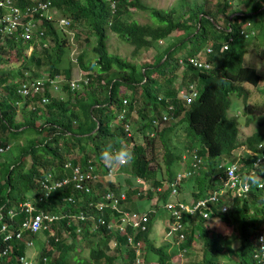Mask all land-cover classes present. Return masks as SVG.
Segmentation results:
<instances>
[{
	"label": "trees",
	"instance_id": "16d2710c",
	"mask_svg": "<svg viewBox=\"0 0 264 264\" xmlns=\"http://www.w3.org/2000/svg\"><path fill=\"white\" fill-rule=\"evenodd\" d=\"M14 1L21 5L25 1L32 2ZM113 1L115 8L112 12L106 0H51L54 8L69 17L71 30H75L84 21L95 36L96 44L91 47L93 58L86 64L85 52L79 53L81 70L88 78L86 84L81 83L82 91L72 89L71 72L68 70H65V82H51L61 76V73L64 74L58 69V65L67 57L71 45L70 36L66 31L58 29L52 21L44 19L43 34L39 35L30 53L28 47L33 41L24 40L21 34L3 35L0 31V129L6 132L0 135L5 138H0V146L9 144L12 152L9 159H0V213L8 222V210L15 209L17 215L13 222L19 225L25 218V214L19 210V203L31 200L37 211L72 216L71 222L70 218L59 219L44 230L48 232L49 244L46 251L42 249L40 256L50 259L53 251H59L58 258L53 260L54 264H90L71 263L69 255L65 253L68 245L59 237L67 233L76 236L78 227H82L84 239L89 232L93 236L101 235V247L97 244L90 252V261L93 264H115L119 258H122L125 264H134L135 250L128 242V236L133 237V243L143 242V248L146 247L147 252L145 258H148V253H153L157 264H171L172 258L177 254L185 257L198 240L202 244V255L193 264H225L217 262V257L230 258L238 264H258L257 260H253V254L260 251V228L264 224V189L251 190L240 205L239 200H235L234 206H231L227 213L210 214L216 215L221 221L228 222L230 219L231 222L239 224L241 237L235 247L230 244L233 236L217 234L204 224L207 218L198 214L183 213L182 219L188 226L176 233L180 241L171 245L169 251L168 244L155 247L149 238L152 218L159 207L155 204V210L148 212V226L145 231L136 232L127 227L126 233L119 234L107 229L109 211L104 213L105 225L96 230L92 228L91 231V222H81L73 218L74 214H84V211L90 209L88 202L96 200L94 193L80 192L73 189L70 183L55 187L57 189L45 195L52 189L45 185L50 186L52 181H60L71 175L69 170L64 169V163L71 154L78 152L77 160H80L83 166L89 159L92 163L99 162L102 166L101 152L110 144L114 147L126 145L135 154L132 164L119 169L120 173L126 170L130 174L129 177L121 175L119 184L133 187L136 177L151 181L154 189L161 187L160 192H155L159 194L157 199L162 203L168 200L170 191L163 182H171L178 171L189 168L186 171L191 173L198 169L197 167L205 168L194 173L191 178L182 179L192 180L197 188V192L192 195L198 199L214 189L218 174L223 173L217 167L220 158L231 155L240 144L245 143L248 157L240 155V164L251 166L264 152V146L259 147L264 141V133L256 131L242 141L238 140L237 117L227 114L231 94L246 97L243 84L257 86L264 82V76L258 69L243 65V57L248 50L259 47L260 42L250 43V38L253 36L259 39L264 34V0H215L211 8H197L196 5V9L192 10L185 20L174 17L173 9L157 10L146 6L142 0ZM232 1L233 4L240 2L243 8L230 11ZM130 10L147 12L149 17L155 18L160 24H137L128 18ZM231 15L233 16L230 18ZM108 30L133 47V56H137L138 51L153 47L174 31L175 40L159 51L160 53L157 52L159 55L156 53L151 65L139 68L118 55L108 53ZM189 58L210 65V69L191 66L188 63ZM13 60L17 64L13 65ZM40 69L48 71L49 77L44 80L40 94L28 97L20 95L17 88L21 82L27 81L25 73H28V77L39 76ZM178 71H184L180 79L182 84L187 85L182 88L187 91L186 95H191L189 91L192 86L189 87V83L197 88L198 84L201 87L190 102L178 96L180 89H176V85L173 86V82L178 78ZM59 87L61 91L67 92L66 97H56L52 94ZM86 87L87 91H84ZM43 96L49 98L44 104L41 103ZM18 103L30 104L32 108L27 109ZM18 109L22 111L21 118H17ZM161 111L167 113V121L171 123L173 117L179 116L182 119L180 126L176 122L171 126H160L164 114H160ZM43 117L44 120L37 123ZM152 118L159 122L152 123ZM132 119L136 120L133 122ZM129 121L131 126L133 124L132 133L126 129ZM185 127L203 144L208 157L207 163L203 161L198 149H194L195 158L183 161L182 153H190L191 148L195 147L194 140L186 138ZM181 130H184V136L176 135L180 143L177 144L179 151L175 153L173 145L169 144L170 138L165 134L172 131L174 137V134ZM21 135H27L24 142H17L13 146L9 143ZM141 136L145 139L139 138ZM156 137L164 147L160 168H157L160 170L159 178L156 168L153 170L149 166L145 154L146 147L152 144ZM27 152L31 153L32 161L26 169L18 156ZM14 158L18 159L12 164L11 159ZM244 159L248 161L244 162ZM175 167L178 169L175 170ZM241 172L249 173L244 167ZM48 176H51L49 180ZM137 189L143 190L142 187ZM127 191L129 199L136 193V190ZM149 194L151 195L150 192ZM68 197L75 200L70 201ZM222 201L220 199V203ZM251 207L255 208V214L248 213ZM183 232L185 239L179 237ZM112 239H116L114 255L108 253L109 241ZM11 243L14 248L12 258L1 259L0 264H16L13 258L24 256V243L17 239L3 242L0 238L1 248ZM184 264L189 263L185 260Z\"/></svg>",
	"mask_w": 264,
	"mask_h": 264
},
{
	"label": "rangeland",
	"instance_id": "374dc122",
	"mask_svg": "<svg viewBox=\"0 0 264 264\" xmlns=\"http://www.w3.org/2000/svg\"><path fill=\"white\" fill-rule=\"evenodd\" d=\"M143 3L148 7L156 8L157 10H174L173 16L174 17H181L185 18L187 15L193 10L197 8H207L208 2H209V8H211V5L215 4V0H142ZM234 1H232L231 4H233ZM243 8V5L240 2H237L233 4V6L230 8V11L236 10L238 8ZM250 7V5L248 6ZM193 8V9H192ZM229 11V12H230ZM128 18L129 20H133V22H136L137 24H150V25H159L160 22L157 21L153 17H149L147 12L139 11V10H130L128 12ZM75 34H71L70 37L73 40H71L69 45V50L67 52V57L64 58L63 63L58 65V69L60 71H63L59 76L55 78L56 82L63 83V78H65V70H68L71 72V84L73 81L81 80L84 84L88 81V78L85 77L83 71L81 70L80 65L78 62L73 61L77 56H79V53L82 51L85 52V59L84 62L87 64L92 58H93V51H91V47L96 44L95 36L92 35L91 29L88 25L85 24L83 21L80 25L76 27V29L73 31ZM251 42H260L258 48H250L246 55L243 57V65L244 66H250L255 67L258 69V71L264 76V34L261 35L259 39H256L255 37H251ZM175 40V31L171 33L167 38L160 40L159 42L155 43L153 48L144 49L141 51L146 52L144 56L138 57L140 51H138L137 56L132 55V49L133 47L124 39H121L118 37L117 34L113 33L112 31L108 30V37H107V48L108 53H111V55H118L120 58H123L129 63H134L139 68H141L144 65H151L153 63L154 57H156L157 52H161L164 48H166L168 45L173 43ZM79 41V43L77 42ZM156 48L159 49L156 51ZM159 52V53H160ZM157 53V55H159ZM149 55H154L153 57H149ZM73 59V60H72ZM17 64L13 60V65ZM40 75L39 76H45V74L48 73V71H44V69H40ZM92 75L95 76V73L92 72ZM178 75V74H177ZM179 76V75H178ZM176 85V89H182L183 87H187V85L182 84V81L177 78L173 82V86ZM81 84L79 86H75L72 89L82 91L83 89L80 88ZM200 85L198 84V88L196 85H193L192 89L195 93H198L200 91ZM243 88L246 92V97L244 96H238L237 94H231L230 95V105L227 109V114L231 115L234 114L237 117V135L238 140L242 141L247 135L259 131L264 133V82L260 83L257 86H252L248 84H243ZM84 91H87V87L84 89ZM54 96L57 97L61 96V98L66 97L68 94L67 92L61 91L60 87L57 91L52 92ZM83 94H79V96H82ZM74 97L75 94H72ZM49 100V98H48ZM18 105H23L25 108H32L30 104L27 103H18ZM42 106V105H39ZM138 107V106H137ZM165 113V111H161L160 114ZM136 115V113H135ZM22 111L21 109H18L17 111V118H21ZM135 117V116H134ZM44 120V117L39 119L37 123H41ZM133 122L136 119H132ZM182 119L178 117L174 118V121L176 123H179ZM128 125L129 132L132 133L133 131V124L131 126L130 121L126 124ZM186 138L188 140L193 141L194 148H191L192 151L190 153H185V160H188L190 157L192 158L194 152V149H198L200 151L201 156L203 158V161L207 163V154L205 152L204 146L201 143V141L198 139V137H194V134L189 131L187 127ZM3 130L0 129V135L6 134L5 131L1 132ZM172 132H166L165 136L171 135ZM150 135V133H149ZM176 135L179 137L184 136V130H181L179 132H176L174 134V137H170L169 144H172L173 151L175 153H178L179 149L177 147V144L180 143L179 138H176ZM1 139H4V137H0ZM144 138V137H139ZM27 139V135L23 136L21 135L16 140H11L9 143L13 146L15 143L24 142ZM35 139H38V136L35 137ZM145 139V138H144ZM142 141V140H141ZM173 141L175 143H173ZM184 144V142H183ZM1 147V146H0ZM163 145L159 138H155L154 142L152 144H149L148 147L145 149L146 158L149 160V166L153 168V170L156 168L157 172H159L162 155H163ZM1 152V151H0ZM0 159H9L12 156V152H1ZM235 155V154H233ZM231 155V156H233ZM74 156H77L74 155ZM18 157H20V161L23 163V165L26 166V169L29 168L31 164V153L27 152L25 154H21ZM18 159V158H17ZM16 158L11 159V163L14 164L17 161ZM223 163L225 165L232 162V159L230 157L222 159ZM102 166L99 162L93 163L91 168H97L100 174L97 175V183L95 185V192L100 194L104 189V186L101 185V188L99 186V182H110L111 189H116L119 187V181L121 180V173L118 171H113L111 169H107L104 162H101ZM101 167H104L105 169L102 170ZM179 165V169H180ZM198 169H195L194 173H197L198 171L204 170L203 167H197ZM175 170L178 169V167L174 168ZM182 169L181 171L187 170ZM200 169V170H199ZM125 177H128V174L124 172L123 174ZM159 175V173H157ZM51 178V176H48V180ZM67 184H72L73 189H77L75 186V183L72 180L71 175L64 178ZM58 181H52L51 184H54ZM147 184H149L148 190H141L138 194H134L130 199L125 200L124 206L127 209L139 211V212H149L151 209L155 210L154 204L159 206L157 207V213L152 218L151 222V231L149 233V238L154 243L155 247H160V245H166L168 244L169 247L167 251L170 250L171 245L176 244L175 241L177 238H173L174 232L168 234V231L170 229V225H168V217L169 212L168 210L162 205V201L157 199V194L151 185V181H147ZM196 191L195 184L192 183V180H184L179 188V198H183L185 201H190L192 198V192ZM151 193V195L149 194ZM175 199L174 197H170L169 200ZM228 222L225 221H216L215 215L211 217L208 221H205V225L209 227L211 230H213L215 233L220 234L222 236L225 235H231L234 238L231 239L230 244L231 247H235L236 244H238L241 234H240V226L238 223L231 222L230 219H228ZM212 222H215L214 224ZM9 223L11 224V229H17L16 222H13V219L9 220ZM188 226V224L185 225V228ZM84 234L80 235L77 233L76 236H72L71 234L67 233L63 236H59L61 240L65 241L68 245V248L65 249V253L69 255V260L71 263H85L90 261V252L93 248L96 247L97 244L102 245L103 240L101 238V235L93 236L89 232V235L86 239H83L82 236ZM2 235H0V238ZM48 238V232L40 230L36 234L32 235L30 237L32 241V247L26 249L24 257L26 260H31L34 263H36L38 260H41L43 257L40 256V253L42 249L45 251L48 249L49 241ZM16 238H13L12 240H15ZM11 241V240H10ZM142 244V249H141ZM109 247L113 249V242L112 240L109 243ZM140 255L137 256V253L135 252L136 258L134 264H157L156 258L154 257L153 253H148V258L146 259L145 256L147 255L146 247L143 248V242H140ZM5 247H0V260L4 259L2 258V251ZM108 253L110 255H114V250H109ZM124 255V253H122ZM202 255V244L200 243V240H198V243L195 245V247L192 249V251L185 255V257L180 256V254H177V256H174L171 260V264H184L185 260L188 261L189 264H193L194 262H197ZM52 256L54 258L51 259H57L59 256V251L54 252ZM11 256L5 257L6 259ZM12 258V257H11ZM217 262L219 263H225V264H238L235 260L226 258V257H217ZM115 264H125L122 258H119V260L116 261Z\"/></svg>",
	"mask_w": 264,
	"mask_h": 264
},
{
	"label": "built area",
	"instance_id": "2783aa9c",
	"mask_svg": "<svg viewBox=\"0 0 264 264\" xmlns=\"http://www.w3.org/2000/svg\"><path fill=\"white\" fill-rule=\"evenodd\" d=\"M106 1L109 2L110 8L113 12V9L115 8V2L113 0ZM44 19L52 21L53 24H55L58 28L66 31L69 36L71 34H73L74 36V30L70 29L71 20L66 16L58 17L51 0H32V2L30 3L25 1V3L22 5L14 0H0V31L2 32V34L8 35L21 34L24 40L33 41L32 45H30L29 47V53L34 48V43L38 41L39 35L43 34L42 24ZM71 40L73 39L70 38V41ZM45 44L46 43H44L43 45L45 46ZM73 61H77V58ZM188 63L198 69H210V65L199 63L195 58H189ZM25 75L27 81L21 82L19 84L17 92L24 97H28V95L32 94H40L44 86V80L49 78L48 74H45V76L32 77H28V73H25ZM51 82L56 83L55 79H52ZM79 84L80 80L73 81L72 87L74 88L77 85L79 86ZM185 91V89L178 90V96L185 99L186 102H190L193 98L196 97L197 93L194 92L192 87H190L189 91L191 95H186ZM47 101L48 98L46 96H43L41 98L42 104L46 103ZM167 118L168 116L165 112L162 115V120H166ZM151 122L157 123L159 121H157L156 118H152ZM127 128L128 125H126V129ZM262 146L263 143H260L259 147ZM9 147V144L7 146H1L0 151H6V149H9ZM192 158H195V154H193ZM262 160H264L263 154L255 163V165H258ZM91 161L92 160L89 159L85 166L82 165V162L73 164L72 161H68L64 166L65 169H70L72 171V180L75 183L76 188L81 192L90 193L91 185L97 181V175L100 174L97 168H91V165L93 164ZM191 173L187 171H178L175 175V178L168 183L169 187L171 188L170 194L175 198L173 200L167 201L164 204V207L170 212L171 216L170 233L179 231L183 227V213L192 214L196 210L203 212V209L209 208L208 204L210 202H217L219 196L227 194L231 197H244L249 189L247 178L242 179L244 174L240 171L239 167L234 163L228 164V166H223V173L217 176L220 183L218 188L214 190L213 193L204 198L198 200L191 199L187 202L184 199L179 198L178 195L180 185L183 182L182 179L186 176H189ZM136 182L140 183L142 182V180L138 179L136 180ZM64 185H67V183L65 179H61L60 181L55 182L50 186L45 185V187L58 188ZM157 190H160V188H157ZM124 199V193H120L119 195H117L111 189L107 188L102 193L100 199L95 202V204L93 202H89V204L95 207L97 212L99 213L97 216H89L90 213L84 212V214H74L73 218L81 222H87L92 219V222L95 225L94 227L96 228L98 225L104 224L103 212L105 210H109L111 212H118V215L115 216V219L107 225L109 230L118 232L120 234L126 233L127 227H130L134 231L146 230L148 221L147 213L121 209L119 203ZM69 200H72V198L69 197ZM91 206H89L90 209H92ZM224 209L225 208H222V210ZM19 210L25 214V218L21 221V223H19L17 229L15 230L11 229L12 226L9 221H5L3 214L0 213V235L3 236H1L3 242H9L13 238H16L17 240H20L22 243H24L27 248H31L32 241L30 237L36 234L38 231L46 230L50 226V224L59 219L70 218L69 222L72 221V216H68V214L58 215L42 210L37 211L31 200H25L19 203ZM16 215L17 211L15 209L8 210L9 219H13L14 217H16ZM203 215L206 216V212H203ZM77 232L78 234L82 235V227H78ZM179 237L182 238V234ZM261 240L263 241V237H261ZM128 242L131 244L133 243V239L131 236L128 237ZM113 245H116V241H113ZM139 245V242H136L134 244L137 255L139 254ZM13 250L14 248L12 243L5 245V248H3L2 251V258L11 256ZM255 258L260 264H263L264 243L262 244V254L256 255ZM13 260H15L16 264H50L49 260L46 257H43L36 263L31 260H26L24 256L15 257L13 258Z\"/></svg>",
	"mask_w": 264,
	"mask_h": 264
},
{
	"label": "clouds",
	"instance_id": "9594fccd",
	"mask_svg": "<svg viewBox=\"0 0 264 264\" xmlns=\"http://www.w3.org/2000/svg\"><path fill=\"white\" fill-rule=\"evenodd\" d=\"M54 7V6H53ZM55 10H56V15L59 17V16H66V15H64L63 13H60V11L57 9V8H55ZM67 17V16H66ZM69 18V17H68ZM55 25V24H54ZM56 26V25H55ZM57 27V26H56ZM58 28V27H57ZM58 29H60V28H58ZM61 30V29H60ZM3 35H6V34H3ZM69 35V34H68ZM30 47V46H29ZM29 47H28V52H29ZM33 50V49H32ZM31 50V51H32ZM77 58V61L76 62H78V64L80 65V62H79V56H77L76 57ZM75 58V59H76ZM73 60V59H72ZM82 83V81L80 80V84ZM86 84V83H85ZM168 116V115H167ZM178 117V116H177ZM174 118H176V117H173L172 118V123L171 122H168L167 120H168V118L166 119V120H162V122H160L159 124H160V126H162V125H169V126H171L175 121H174ZM179 126H180V122L179 123H177ZM172 132V131H171ZM168 137L170 138V137H172V134L171 135H168ZM261 143H263V146H264V141H262ZM262 146V147H263ZM261 148V147H260ZM6 151H8V149H6ZM6 151H3V152H6ZM76 154H78V152H76V153H74V154H71L70 156H69V158H68V160L64 163V166H65V164L68 162V161H72L73 162V164H77V163H79V162H81L80 160H77L78 159V156H74V155H76ZM233 154H235V155H233ZM263 154V153H262ZM261 154V155H262ZM231 155H233V156H231ZM231 155H229V156H224V157H222V158H220V160H219V162H217V167H219L220 169H221V172H223V166H228V164L227 165H225L224 163H223V161H222V159H224V158H227V157H230L231 159H232V162L231 163H229V164H236L238 167H239V169H240V171H241V169L244 167L245 168V170H247L249 173L248 174H245V173H243L244 174V176H243V178L242 179H245V178H247V183H248V185H249V189H248V191L246 192V195L244 196V197H236V196H234V197H231V196H229V195H227V194H224V195H221V196H219V198H218V201L217 202H210L209 204H208V206H209V208H206V209H203V212H206V216H204L203 215V212H200L199 210H196L195 212H193L192 214H190V213H187V214H189V215H194V214H198V215H200L202 218H207L206 219V221H208L211 217H213V216H211L210 214L212 213V212H215V213H227L228 211H229V209H230V207L231 206H234V201L235 200H239V205L241 204V203H243V201H244V199L250 194V192H251V190H253V189H264V160H262L258 165H255V163L258 161V159L261 157V155L258 157V159L256 160V161H253L252 162V164H251V166H246V165H244V166H241V164H240V162H241V160L239 159V156L240 155H242V156H244V157H248V152H247V149H246V145H245V143L244 144H240V146L238 147V149H236V151L234 152V153H232ZM184 156V157H183ZM134 158H135V154H134V152L130 149V148H128L126 145H123V144H121L119 147H114L113 145H108L102 152H101V160L104 162V164H105V166L106 167H108L109 169H111V170H113V171H119L120 172V170L119 169H121V168H124V167H127V166H129L130 164H132L133 163V161H134ZM182 158H183V161H186L185 160V155H184V153H182ZM191 158V157H190ZM91 160V159H90ZM74 161H78L77 163H74ZM248 160H246V159H244V162H247ZM92 162V161H91ZM220 164V165H219ZM196 166H198V165H196ZM65 169V168H64ZM66 171L67 170H69L70 171V173L72 172L70 169H65ZM188 170V169H187ZM186 170H184V171H180V172H185ZM124 172H126L127 174H128V177L130 176V174L126 171V170H124L122 173H121V175H123L124 174ZM157 173H159V175H157V178H159L160 177V170H159V172H157ZM193 174H194V170L192 171V173L189 175V176H186V177H184V179H187V178H191L192 176H193ZM222 173H220V174H218V175H221ZM124 176V175H123ZM174 178H175V176H174ZM173 178V179H174ZM138 179H141V178H139V177H136L135 178V185L133 186V187H129V186H123V185H121V184H119V187L118 188H116V189H111V187H110V182H99V186H100V188H101V185H103L104 186V189H102L103 191L100 193V194H98V193H96L95 192V185H96V183L97 182H94L92 185H91V192L90 193H94L95 195H96V200L93 202L94 204H95V202L96 201H98L99 199H100V197H101V195H102V193L105 191V189H107V188H109V189H111L115 194H117V195H119L120 193H124V195H125V199L123 200V201H120V203H119V206L121 207V209H124V210H130V209H127V208H125V206L123 205L124 204V202H125V200H128L129 198H128V195H127V190H131L132 192H134V190H136V193L135 194H138L139 192H140V190H138L137 188L138 187H142L143 188V190L145 189V190H147V187H149V184H147V181L146 180H142V182H140V183H137L136 182V180H138ZM172 179V180H173ZM182 181H184V180H182ZM146 183V184H145ZM166 184L168 187H169V185H168V181L167 180H165L164 182H163V184ZM219 181H218V178H217V181H216V183H215V186H214V189L213 190H211V191H209V192H207V194L204 196V197H206V196H208V195H210L211 193H213L214 192V190H216L217 188H218V186H219ZM147 186V187H146ZM196 187V186H195ZM154 188V187H153ZM157 188H160V190H161V187H157ZM157 188L156 189H154L155 191H157V192H160V190H157ZM55 189H57V188H52L51 190H49V191H47L46 193H45V195H47V194H50L52 191H54ZM169 189H170V191H169V197H168V200L167 201H170L169 200V198L170 197H174V196H171V194H170V192H171V188L169 187ZM78 190V189H77ZM80 191V190H79ZM81 192V191H80ZM197 192V188H196V191H195V193ZM83 193H85V192H83ZM90 193H85V194H90ZM192 194H193V192H192ZM133 196V195H132ZM131 196V197H132ZM130 197V198H131ZM204 197H199L198 199H201V198H204ZM72 198V200H70V201H73V200H75L73 197H71ZM128 198V199H127ZM68 200H69V197L67 198ZM183 199V198H182ZM191 199H195L194 198V196L192 195V198ZM198 199H195V200H198ZM220 199H222L223 201L220 203ZM167 201H165L164 203H162V205L164 206V204L167 202ZM91 202V201H90ZM219 205V207H217ZM89 206H91L90 204H89V202H88V207ZM92 207V209H88V210H86V211H84L85 213L86 212H88V213H90L89 214V216H97L99 213L97 212V210H96V208L95 207H93V206H91ZM90 208V207H89ZM222 208H225L224 210H222ZM216 209V210H215ZM152 210V209H151ZM215 210V211H214ZM106 211H109V210H105L104 212H103V219H104V224L103 225H105V223H106V219H105V217H104V213L106 212ZM130 211H134V210H130ZM110 212V219L107 221V223H106V226L111 222V221H113L114 219H115V216L116 215H118V212H111V211H109ZM134 212H139V211H134ZM169 212V211H168ZM255 212H256V210H255V208H249L248 209V213L249 214H255ZM147 213V215H148V212H146ZM211 216V217H210ZM215 217H216V221H221V220H219V218L215 215ZM148 219H149V215H148ZM88 222V221H87ZM89 222H91V226L89 227L90 229V231L92 230V228L93 229H97V228H99L101 225H98L96 228L94 227L95 225H94V223L92 222V219L89 221ZM167 222H168V225H170V223H171V216H170V212H169V217H168V220H167ZM182 222H183V227L181 228V229H185V223H184V221H183V219H182ZM213 224L215 223V222H212ZM147 226H148V221H147ZM147 226H146V228H147ZM107 229L109 230V228L107 227ZM257 230V229H256ZM109 231H111V230H109ZM139 231V230H138ZM145 231V230H144ZM260 231H261V234H260V238H259V241H260V251L259 252H257V253H255V254H253V260H257L256 258H255V256L256 255H260V254H262V244L264 243V224L261 226V228H260ZM112 232H114V231H112ZM137 232V231H136ZM178 231H176V232H174V235H173V237H172V239L175 237V238H177V236H176V233H177ZM118 233V232H117ZM83 234V233H82ZM120 234V233H119ZM168 234H170V229H169V231H168ZM182 234V239H185V234H184V232L183 233H181ZM180 234V235H181ZM179 235V236H180ZM129 237V236H128ZM132 237V236H131ZM261 237H263V241L261 240ZM83 238V237H82ZM84 239V238H83ZM132 239H133V237H132ZM113 241H116V239H112V242ZM180 240H179V238H177L176 239V241H175V243L177 244L178 242H179ZM137 242H139L140 243V241H137ZM109 243H110V241H109ZM131 244V243H130ZM134 244L135 243H132V247L134 248ZM114 247H115V245H113V249H111L110 247V250H114ZM26 249H28L27 247H26ZM134 250H135V248H134ZM26 251V250H25ZM139 251H140V247H139ZM135 252H136V250H135ZM53 254V253H52ZM140 255V253L137 255V256H139ZM181 255V254H180ZM47 258V257H46ZM51 258H54L52 255H51ZM48 259L49 260V263L50 264H54L53 263V259ZM257 262H258V260H257ZM258 264H260L259 262H258Z\"/></svg>",
	"mask_w": 264,
	"mask_h": 264
},
{
	"label": "crops",
	"instance_id": "0c3cea01",
	"mask_svg": "<svg viewBox=\"0 0 264 264\" xmlns=\"http://www.w3.org/2000/svg\"><path fill=\"white\" fill-rule=\"evenodd\" d=\"M208 1H209V0H208ZM207 6H209V2H208V5H207ZM154 46H156V45H154ZM154 46H153V47H154ZM153 47H152V48H153ZM157 50H159V49L156 48V51H157ZM145 53H146V52H144V51H140L138 57H140V56H144ZM153 56H154V55H149V57H153ZM183 73H184V71H178L177 74H178L179 76L177 75V77L180 79V77L183 75ZM180 80H181V79H180ZM190 86L193 87V84L189 83V87H190Z\"/></svg>",
	"mask_w": 264,
	"mask_h": 264
},
{
	"label": "water",
	"instance_id": "95a60500",
	"mask_svg": "<svg viewBox=\"0 0 264 264\" xmlns=\"http://www.w3.org/2000/svg\"><path fill=\"white\" fill-rule=\"evenodd\" d=\"M233 15L230 16V18L232 17Z\"/></svg>",
	"mask_w": 264,
	"mask_h": 264
}]
</instances>
